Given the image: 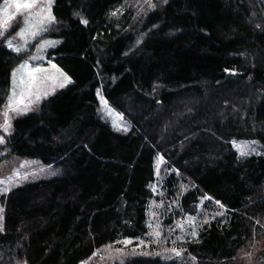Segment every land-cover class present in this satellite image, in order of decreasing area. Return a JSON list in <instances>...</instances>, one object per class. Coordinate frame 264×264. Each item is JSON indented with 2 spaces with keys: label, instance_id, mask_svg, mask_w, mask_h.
Segmentation results:
<instances>
[{
  "label": "trees",
  "instance_id": "obj_1",
  "mask_svg": "<svg viewBox=\"0 0 264 264\" xmlns=\"http://www.w3.org/2000/svg\"><path fill=\"white\" fill-rule=\"evenodd\" d=\"M153 1L53 0L55 21L28 51L59 39L47 56L72 82L14 117L6 145L59 171L5 196L0 251L19 245L28 264H79L118 237L148 233L160 157L165 199L184 185V212L201 202L226 210L225 221L204 223L182 246L198 264H242L236 257L249 246L264 260V153L241 158L228 143L250 137L264 150V0ZM6 40L0 111L12 71L29 55ZM99 91L128 130L98 112ZM122 264L177 263L135 256Z\"/></svg>",
  "mask_w": 264,
  "mask_h": 264
},
{
  "label": "rangeland",
  "instance_id": "obj_2",
  "mask_svg": "<svg viewBox=\"0 0 264 264\" xmlns=\"http://www.w3.org/2000/svg\"><path fill=\"white\" fill-rule=\"evenodd\" d=\"M146 4L150 7H154L153 0H144ZM144 4V3H143ZM53 5V0H52ZM51 5V13L52 12ZM5 7V0L0 4V14L3 13ZM118 9V8H117ZM10 12H15V8L8 9ZM27 15L23 10L14 16V19L10 21V27L7 34V40L13 39L14 46L21 47L19 53H25L31 48L32 36H27V44L25 45V39H22L17 33L20 31L21 27H24V16ZM54 16V15H53ZM55 21V20H54ZM46 23L45 28L54 23ZM19 25L18 27L16 25ZM44 30L40 31L39 34L43 33ZM38 36V35H37ZM6 40V43H7ZM45 41H50L52 43L43 46ZM34 44L32 51H28L29 55L26 59L22 60L16 68L12 71H16V81H17V94H19V82L23 76L27 79L28 74L31 73L37 77L54 76L56 80H47L42 84V89H47V95H40L39 100L35 96H27L23 100V103L19 105L21 111L9 112V118L11 122L10 132H5L3 128H0V136L4 137V143L0 144V231H2V225L4 221V199L9 191L15 187L27 183L30 181H37L40 179H48L55 177L58 174L59 169L53 165H44L38 159L33 158H22L14 156L6 145L7 137L12 133L13 125L12 120L18 115L25 114L27 112L36 111L40 103L52 96L54 93L58 92L60 89L67 86L68 81H71L70 76L64 71V69L57 65L52 57L47 56L49 49L53 48L59 43V39L56 38H46ZM7 46V45H6ZM8 47V46H7ZM8 49L14 51L12 48ZM15 53H18L14 51ZM27 62V67L25 69H20V65ZM56 65L63 73L66 74L68 80L61 77L52 65ZM46 69L44 73L36 72L35 69ZM17 69H20L17 71ZM63 83V87L60 84ZM13 88V76L11 75V84L9 96L12 95ZM8 96V98H9ZM98 97V112L101 116L108 120L111 125L118 131L124 132L129 128V122L127 119L115 109L108 100L99 91L97 93ZM8 98L3 108L0 111V124H3L5 117L3 113L6 111V105L8 104ZM27 106L29 110L23 111L24 107ZM255 141L256 143H252ZM235 142V144L233 143ZM230 143L231 149L236 152L238 157L245 158L251 155H260L264 153L263 147L260 142L255 138L244 137V138H233L228 141ZM244 147L245 150H250L249 155L241 156L240 148ZM254 149V150H252ZM162 158H158L155 161L156 167V181L151 185V189L157 198H153L147 204V217L145 220V225L147 226L148 233L140 235L137 237H118L111 245H106L96 250L94 254L88 259L80 262L79 264H122L123 262L135 257V256H146L159 258L163 262H173L177 264H198L197 259L186 252L184 246L188 241L196 240L199 238L201 227L204 223L208 221H225L226 210L219 208V206H214L211 208L209 205L203 206L202 202L197 208L196 213L190 214L184 212L179 204V200L184 191L187 190V186L180 185L179 188L173 185L170 190L173 189V194L164 197L166 189L164 187L163 181L166 176L169 175L168 172L160 173V164ZM166 188V189H165ZM5 189H10L5 191ZM151 225V227L149 226ZM156 231L160 232V236L154 235ZM196 232L197 235L193 236L192 233ZM125 240H130L131 243H122ZM144 241V243H141ZM175 248L181 251L180 256H176L171 250ZM19 245L11 248L12 252L5 250L0 251V262L2 264H28L27 260L22 257L18 251ZM245 251H242L237 255V260L242 261V264H264L262 257L259 253V246L247 247ZM259 253V254H258Z\"/></svg>",
  "mask_w": 264,
  "mask_h": 264
},
{
  "label": "snow or ice",
  "instance_id": "obj_3",
  "mask_svg": "<svg viewBox=\"0 0 264 264\" xmlns=\"http://www.w3.org/2000/svg\"><path fill=\"white\" fill-rule=\"evenodd\" d=\"M51 5L52 0H5V7L3 10V13L0 14V37H4L5 33L8 31L10 27V21L14 19V16L17 13H20L22 10L27 13V15L24 16V27L20 28V31L17 33L18 36H20L22 39H25L27 36H32L35 38L37 35H39L40 31L47 30L44 25L46 23H51L55 20V17L51 13ZM15 8V12H10L8 9ZM84 24H87V20H82ZM19 26L18 24L16 25ZM14 39V38H13ZM13 39L7 40V45L9 48H12L16 52L21 51V47L14 46ZM52 42L45 41L43 46H46L47 44H50ZM27 44V40L25 39V45ZM27 67V62L20 65V69H25ZM52 68L56 70L57 73L60 74L61 77H64L65 80H68L65 73H63L60 69L56 67V65H52ZM20 69H17L19 71ZM36 72L44 73L47 70L46 69H35ZM13 88H12V95L8 98V104L6 105V111L3 113L5 117V121L3 124H0V128H3L5 132H10L11 129V122L9 118V112H17L19 113L21 111L19 105L23 103V100L25 98V95L31 97L35 96L37 100H39L40 95H47V89H42V84L47 80H56V77L54 76H46V77H37L35 75H32L31 73L28 74L27 79H25L23 76L20 79L19 82V94H17V81H16V71L13 72ZM70 82V80L68 81ZM63 83L60 84V87H63ZM29 110L27 106L24 107L23 111ZM4 137L0 136V144L4 143ZM235 144V142H233ZM253 144L256 143L255 141L252 142ZM254 150V149H252ZM250 150H245V148L242 146L240 148V155L241 156H247L249 155ZM0 183H3V181H0ZM10 189H5V191H8ZM207 198V197H206ZM217 204H220V201H216ZM222 206V205H221ZM2 211V209H0ZM151 227V225H149ZM155 236L159 237L160 232L156 231L154 233ZM193 236H196L197 233L193 232ZM122 243L128 244L131 243L130 240H125ZM141 243H144V241H141ZM176 254V256L181 255V251H178L177 249L173 248L171 250Z\"/></svg>",
  "mask_w": 264,
  "mask_h": 264
},
{
  "label": "crops",
  "instance_id": "obj_4",
  "mask_svg": "<svg viewBox=\"0 0 264 264\" xmlns=\"http://www.w3.org/2000/svg\"><path fill=\"white\" fill-rule=\"evenodd\" d=\"M1 3H2V2H1ZM1 3H0V4H1ZM6 45H7V43H6ZM7 46H8V45H7ZM7 48H8V47H7ZM71 82H72V80H71L70 82H68L67 84H69V83H71ZM67 84H66V85H67Z\"/></svg>",
  "mask_w": 264,
  "mask_h": 264
},
{
  "label": "bare ground",
  "instance_id": "obj_5",
  "mask_svg": "<svg viewBox=\"0 0 264 264\" xmlns=\"http://www.w3.org/2000/svg\"><path fill=\"white\" fill-rule=\"evenodd\" d=\"M119 4V3H118ZM116 6V5H115ZM114 9V8H113ZM131 9V8H130ZM264 16V15H263ZM255 22V21H254ZM257 23V22H256ZM260 25V24H259Z\"/></svg>",
  "mask_w": 264,
  "mask_h": 264
}]
</instances>
